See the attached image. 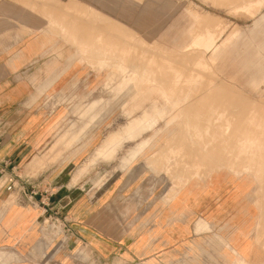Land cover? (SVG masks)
I'll use <instances>...</instances> for the list:
<instances>
[{
  "label": "rangeland",
  "instance_id": "obj_1",
  "mask_svg": "<svg viewBox=\"0 0 264 264\" xmlns=\"http://www.w3.org/2000/svg\"><path fill=\"white\" fill-rule=\"evenodd\" d=\"M32 1L31 9L42 16V31L72 46L76 53L73 59L80 64L78 66L86 79L82 81L77 78L65 95L64 100L70 102L65 106L68 109L67 120L61 122L59 130L31 158L25 169L15 171L14 190L19 191L27 186L29 190L37 192L44 186L42 179L51 173L52 176L59 173V178L75 173L72 178L73 190L78 194L90 195L94 208L98 207L100 192L126 196L122 201L119 196L108 201L109 212L112 213L122 203L124 207L129 206L128 209L131 206L139 211L158 210L154 217L157 230L168 218L164 217L162 211L169 210L172 214L168 213L167 216L171 218L178 209L191 205L204 211L198 217L207 223L216 218L218 227L222 226L217 232L219 238L213 241L214 245L211 244L216 254L202 247L207 257L205 262L231 264L227 263L223 252H234L237 260L245 259L243 264H264V240L257 242L264 219V214L258 208L262 210L264 204V0ZM239 4L242 5L236 6ZM53 19L65 27L64 33L51 27L49 21ZM111 21L119 23V31H107ZM189 31L192 32L190 38ZM95 36H100L107 44L112 41L115 51L111 57H114V61L118 45L119 48L127 45L128 54L123 62L126 61L131 69L137 65L138 73L144 67L143 63L139 66L141 60L138 58L150 59L154 56L153 62L156 60L157 64L155 61V64L145 67L148 71L152 70L153 77V67L157 66L154 80L147 83L148 86L157 79L153 83L155 87H149L141 95L135 96L138 84L136 80L130 82L127 69L115 73L112 68H99L96 56H77L73 38L87 41ZM223 43L219 56L213 60L214 54L210 55V48L213 45L218 48ZM206 45L210 46L209 49H205ZM179 46H182L180 51ZM131 48L138 50L136 55L131 52L135 49ZM155 56H159V59ZM131 58L132 63L128 60ZM160 60L166 64L171 62L170 67H174V70L169 64L159 65ZM199 60L201 64L197 65ZM127 61L131 64L128 65ZM168 67L171 71H168ZM174 71L180 76V80L175 82L172 80ZM191 76L197 79L188 81ZM254 82L258 88L252 87L256 84ZM164 85L167 92L172 91L169 97L163 92ZM183 92L188 96L185 100ZM148 96V99L138 101ZM91 101H98V105H85ZM174 117L175 121L169 124ZM87 121L91 122V126L86 127L78 141L71 142L73 134ZM184 122H194L200 126L198 131L201 137L192 136L196 127L192 130L189 128V134L185 132ZM227 123L229 128L224 130ZM129 126L133 137L128 131ZM246 128L251 133L256 129L253 134L260 142V148L242 147L240 140L245 137ZM236 129H239L238 132ZM110 135H115V139L106 145ZM80 146L82 149L73 155ZM160 149L165 152H155ZM150 155L159 162L148 163ZM133 160L132 167L123 170ZM226 168L239 171L244 168L254 173L252 182L246 183L244 174L240 175V180ZM124 174L127 175L124 177ZM24 175L30 178L26 185L18 182ZM214 175L217 179H211ZM253 194L255 204L249 198ZM235 196L248 200L243 202L244 199H241L237 204L240 208L232 211ZM10 202L12 200L7 203ZM49 209L40 222L42 238L36 250L51 242L62 255L67 252V242H79L81 238L72 234L68 223L56 210ZM193 219L196 218L190 217L188 221ZM145 228L139 233L145 235ZM111 233L108 235H114ZM210 233L211 230L208 235ZM152 236L156 238L157 233ZM77 251L74 250L75 255ZM184 252L182 249V264H206L193 261L191 255ZM158 253L164 251L158 250ZM15 259L16 255L0 252L1 264ZM157 259L161 264H168L167 257L162 254ZM172 261V264H178V257L172 258Z\"/></svg>",
  "mask_w": 264,
  "mask_h": 264
},
{
  "label": "crops",
  "instance_id": "obj_2",
  "mask_svg": "<svg viewBox=\"0 0 264 264\" xmlns=\"http://www.w3.org/2000/svg\"><path fill=\"white\" fill-rule=\"evenodd\" d=\"M32 3V0H0V252L16 255L15 260L4 264H161L157 259L161 254L167 257L168 264H172V258L176 257L178 264H182V249L185 255H191L193 261L204 263L206 256L202 247L214 252L211 244L214 245L213 241L219 238L217 232L222 226L218 227L216 218L207 223L198 217L204 211L191 205L178 209L171 218L167 216L168 213L172 214L169 210L162 211L164 217L168 218L157 230L154 217L158 210L155 209L152 212L139 211L131 206L128 209L129 206L124 207L122 203L111 215L108 201L118 196L122 201L126 196L100 192L98 207L94 208L90 195L78 194L73 190L72 178L75 173L60 178L59 173L55 176L51 173L42 179L44 186L37 192L29 190L27 186L19 191L15 188L10 191L5 189L10 181L15 185V171L25 169L31 158L59 130L61 122L67 120L68 109L65 106L70 102L64 100L65 95L77 78L82 81L86 79L78 66L80 64L73 59L76 53L72 46L42 31V16L31 9ZM49 23L64 33L65 27L58 21L53 19ZM119 28L108 27L107 31L115 33ZM188 33L190 38L192 32ZM94 39L97 37L86 42L74 37L77 56H90V49L98 45ZM223 45L218 46L213 60L219 56ZM178 48L182 50V46ZM127 49L126 45L124 50ZM252 87L258 88L257 83ZM161 98L165 99L163 96ZM90 104L97 106L98 101L85 105ZM155 152L164 153L165 150ZM152 155L148 163L159 162ZM134 161L123 170L131 168ZM119 163L120 160L117 169ZM215 178L216 175L211 176V179ZM28 179L24 175L18 182L26 185ZM241 199H244L243 202L248 200L235 196L232 211L240 208L237 204ZM49 208L56 210L68 223L72 234L81 238L79 242H67V252L62 255L51 242L36 250L42 238L40 222ZM190 217L196 219L190 222ZM144 227L145 235L139 233ZM149 227L153 230H149ZM111 232L114 235H108ZM154 233H157L156 238L152 236ZM76 249L77 255L74 252ZM158 250L164 253H158ZM233 253L223 252L227 263L243 264L245 259L237 260ZM205 263L209 264L208 261Z\"/></svg>",
  "mask_w": 264,
  "mask_h": 264
},
{
  "label": "bare ground",
  "instance_id": "obj_3",
  "mask_svg": "<svg viewBox=\"0 0 264 264\" xmlns=\"http://www.w3.org/2000/svg\"><path fill=\"white\" fill-rule=\"evenodd\" d=\"M46 2V1H45ZM50 3V2H49ZM242 4H239V5H236V6H241ZM248 5V4H247ZM60 8H62V7H60ZM42 10V9H41ZM58 11V10H57ZM84 14V13H83ZM85 14H87V16H89V14L88 13H85ZM54 15V14H53ZM56 16V15H55ZM96 16V15H95ZM97 17V16H96ZM88 18V17H87ZM95 19V18H94ZM93 19V20H94ZM108 20V19H107ZM57 21V20H56ZM89 22H92L90 19H89ZM99 22H100V20H99ZM109 22V21H108ZM94 24H96V23H94ZM104 24H105V22H104ZM107 24V23H106ZM110 24V27L111 28H116L117 27V25H116V23H109ZM108 24V25H109ZM93 34H94V32H93ZM84 35V34H83ZM94 36V35H93ZM87 37V36H86ZM95 37H97V39L95 40V43L96 44H98L97 46H95V48L93 49V48H91L90 49V56L91 57H94V56H96L95 58H98L97 60L99 61V58H100V61L98 62L101 66H106L107 68H112L113 70H115V71H121V70H125V69H127L128 70V75H129V79H130V82H132V81H137L136 82V84H138V92L136 91V93L137 94H135V96L137 95V96H139V95H141L143 92H145V90H147V88H149V87H155V85H153V83L157 80H155L152 84L150 83V85H148L147 86V83L148 82H152V80H154L153 78H154V76H156V72H155V69L157 68V66H155V67H153L154 69H153V72H154V76L152 77V70H150V71H148L147 69H146V67H148V66H150L151 65V63H154L155 64V61L153 62V54H152V58H150V59H148L147 58V55L149 56V54H147L146 55V58L147 59H143V58H138V59H140L141 60V63L139 62V60H137L138 62H139V66H142V63H143V65H144V67L141 69V72L140 73H138L137 72V70H136V67L138 68V66L137 65H134V69H133V67H132V69L131 68H129L127 65H126V61H125V63L123 62L124 61V59H125V56H127V54H128V49L127 50H124L125 49V47H126V45L124 46V48H119V45H118V47H117V45H115L117 48H116V50H117V56H115V58H116V61H114V57L112 58L111 57V55H112V53L114 54V51H115V47H114V45H112V41H111V43L109 44H107V43H105L104 41H102V38L101 37H98V36H95ZM203 37V36H202ZM93 38V37H92ZM92 38H89V39H92ZM106 39V38H105ZM131 40V39H130ZM204 40V39H203ZM202 40V41H203ZM92 41V40H91ZM87 42V41H86ZM108 42H110V40L108 41ZM205 42H206V40H205ZM226 42V41H225ZM113 43H114V41H113ZM129 43V42H128ZM201 43H203V42H201ZM89 44V43H88ZM115 44V43H114ZM196 44V43H195ZM122 45V44H121ZM203 45V44H202ZM201 45V46H202ZM87 46V45H86ZM142 46V45H141ZM84 47V46H83ZM82 47V48H83ZM92 47V46H91ZM199 47V46H198ZM210 47V46H209ZM209 47L206 45L205 46V49H209ZM142 48V47H141ZM150 48V47H149ZM148 48V49H149ZM84 49V48H83ZM132 49V48H131ZM135 48H133L132 50H134ZM139 49H140V46H139ZM144 49H145V47H144ZM216 49H217V46L216 45H213V47L212 48H210V55H213L214 53H215V51H216ZM81 50V49H80ZM136 50V49H135ZM134 50V51H135ZM131 51V50H130ZM134 51H131V52H133L135 55H136V52H138V50H136L135 52ZM204 51V50H203ZM83 52H84V50H83ZM130 53V52H129ZM132 53V54H133ZM143 54L145 53V52H142ZM148 53V52H147ZM150 53V52H149ZM132 54H131V56H132ZM99 55V56H98ZM139 55H141V54H139ZM151 55V54H150ZM161 55V54H160ZM164 56V55H163ZM128 57H129V55H128ZM142 57H144L145 58V56H142ZM150 57V56H149ZM156 57V56H155ZM166 57V56H165ZM211 57V56H210ZM161 58V57H160ZM127 59V58H126ZM134 59H136L135 57H134ZM134 59H133V61H134ZM156 59L158 60L159 59V56H158V58L156 57ZM163 59V61H164V58H162ZM209 59V58H208ZM211 59V58H210ZM113 60V61H112ZM129 61H131V63H132V58H131V60L130 59H128ZM172 60V59H171ZM129 61H127V64L129 63ZM135 62V63H137L138 64V62ZM143 61V62H142ZM161 62H159L158 61V64L160 63H162V64H164L163 62H162V60H160ZM166 61L168 62V60L166 59ZM203 61H206L205 59L203 60ZM202 62V61H201ZM211 62V61H210ZM130 63V64H131ZM171 63V62H170ZM170 63H167V64H169L168 66L170 67ZM200 63V60H199V62H197L196 64L198 65ZM203 63V62H202ZM124 64V65H123ZM130 64H128V65H130ZM154 64H152V66H154ZM156 64H157V61H156ZM159 64V65H160ZM167 64L165 63V66H167ZM201 64V63H200ZM145 65H146V67H145ZM203 65V64H202ZM209 65V64H208ZM132 66H133V64H132ZM163 66V65H162ZM162 66L160 67V68H162ZM165 66H163L164 68L163 69H166L167 70V68H165ZM172 66V65H171ZM159 67V66H158ZM168 67V68H169ZM203 68H204V66H202ZM170 68H174V67H170ZM170 68L168 69V71L170 70ZM139 69V68H138ZM202 69V68H201ZM160 69L158 68V71H159ZM174 70V69H173ZM210 70V69H209ZM157 71V70H156ZM171 71V70H170ZM160 72V71H159ZM173 72V71H172ZM116 73V72H115ZM161 73H162V69H161ZM174 74H175V76H174V78L172 79V80H174V82L175 81H178V80H180V76H178V74H177V71L175 72L174 71ZM158 75H160V74H158ZM184 75V74H183ZM198 75V74H197ZM196 76V75H195ZM158 77V76H157ZM157 77H155V78H157ZM162 77V76H161ZM187 77V76H186ZM116 78V77H115ZM163 78V77H162ZM159 79H161L160 77H159ZM197 79V78H196ZM193 76H191V77H189L187 80L188 81H194V80H196ZM165 80V79H164ZM163 80V81H164ZM200 80V79H199ZM185 81H186V79H185ZM187 81V82H188ZM209 81V80H208ZM161 82V81H160ZM173 82V83H174ZM172 83V82H171ZM156 84V83H155ZM161 84V83H160ZM175 84V83H174ZM158 85H159V80H158ZM158 85H157V87H158ZM162 85H163V82H162ZM170 85V87L171 86H173V84L171 85V84H169ZM185 85V84H184ZM180 86V85H179ZM130 87H131V83H130ZM165 87H167V86H165L164 85V87H163V90H165ZM176 87H177V84H176ZM184 87V86H183ZM169 88V87H168ZM131 89V88H130ZM161 89H162V86H161ZM173 89V88H172ZM182 89H184V88H182ZM209 89V88H208ZM132 90V89H131ZM162 90V91H163ZM167 90V89H166ZM165 90V91H166ZM174 90H175V88H174ZM163 91L164 93H165V95L167 96V97H169V94L171 95L172 93V91H169L168 90V92L166 91ZM133 92H134V90H133ZM170 92V93H169ZM184 93V92H183ZM195 93V92H194ZM185 94V93H184ZM133 95H134V93H133ZM188 96L185 94L184 95V99L183 100H185L186 98H187ZM173 107H176V106H173ZM46 108H47V106H46ZM253 111H255V109L253 110ZM175 119H176V117H174V118H172L170 121H169V124L171 123V122H174L175 121ZM211 122V121H210ZM91 123L90 121H87L83 126H82V128H80L77 132H75L74 134H73V137L71 138L72 140H71V142H76V141H78L80 138H81V136L83 135V132H84V130L86 129V127L88 126H91V124L89 125V124ZM185 123V122H184ZM244 123V122H243ZM246 123V122H245ZM174 125H175V123H173ZM202 124V123H201ZM243 126H244V128L246 127V125H244L243 124ZM194 127H196L197 128V130H196V132H194V135L192 134V136H195V137H201V134L199 133V131H198V129L200 130V126H197V125H195V123L194 122H187V123H185L184 125H183V128L184 129H186L185 130V132H187L188 134H189V132L188 131H190L189 130V128L192 130ZM212 127V126H211ZM248 127V126H247ZM258 127H259V125H258ZM128 128V131L130 132V134H131V136L133 137L134 136V134H133V132L131 131V127L129 126V127H127ZM204 128V127H203ZM202 128V129H203ZM210 128V127H209ZM220 128V127H219ZM229 128V123H227L225 126H224V130L225 129H228ZM239 128V127H238ZM242 128V127H241ZM183 129V130H184ZM243 129V128H242ZM247 129L248 128H246V132L245 131H243V132H245L246 133V135H245V137L243 136V138H245V139H241L240 141H241V144H242V147L244 146V145H248V147H256V148H260L261 147V144H260V142L258 141V139L257 138H255V136H254V131L256 130H254V131H252V133H251V130L250 131H247ZM239 130V129H238ZM238 130L236 129V131L238 132ZM223 133V132H222ZM241 133L242 132H240L239 133V137H240V135H241ZM256 133V132H255ZM204 134H206L207 135V132H205ZM184 135H185V137H186V134L184 133ZM235 136H236V133H235ZM234 136V137H235ZM237 137H238V134H237ZM90 139H92V138H90ZM115 139V135H110L109 137H108V139H107V141H106V145L107 144H109L110 142H112L113 140ZM237 141H239V139L238 140H236L235 142L237 143ZM67 143V142H66ZM195 143V142H194ZM223 143V142H222ZM226 144V143H225ZM234 145H235V143H234ZM81 146H83V144L81 145ZM79 147V148H77V150H75V152H74V154L73 155H76L77 154V152L78 151H80L81 149H82V147ZM236 147H238L237 145H236ZM199 154V153H198ZM201 155V153L199 154V156ZM197 156V155H196ZM73 157V156H72ZM264 159V158H263ZM227 169V171H229V172H231L235 177H237V178H239L240 179V175L241 174H244L245 175V182L246 183H251L252 181H251V177L252 176H254V173L253 174H251V173H249V171H246V170H244V168H243V170H241V171H239V170H235V169H233V168H226ZM264 169V168H263ZM264 175V173H263V171H262V176ZM254 178V177H253ZM241 180V179H240ZM243 180V179H242ZM255 183V182H254ZM263 183H264V181H263ZM263 183H262V188H263ZM256 185V184H255ZM257 188V187H256ZM260 192H262V191H260ZM259 194H261V193H259ZM264 194V193H263ZM255 194H253V197H249L250 199H251V201L253 202V204H255L254 203V201H253V198L255 197L254 196ZM256 196H257V194H256ZM261 197V196H260ZM255 199V198H254ZM264 200V199H263ZM263 203H264V201H262ZM259 208V211H262V213L264 214V204L262 205V210H261V208L260 207H258ZM260 217V216H259ZM257 218H258V216H257ZM260 222H261V220H260ZM262 223V222H261ZM256 236V235H255ZM260 239H263L264 240V219H263V223H262V226H261V230H260V234H259V236H258V238H257V242H259L260 241ZM258 245V244H257ZM261 245H262V242H261ZM264 247V246H263ZM262 250H263V248H262ZM262 262V261H261Z\"/></svg>",
  "mask_w": 264,
  "mask_h": 264
},
{
  "label": "built area",
  "instance_id": "obj_4",
  "mask_svg": "<svg viewBox=\"0 0 264 264\" xmlns=\"http://www.w3.org/2000/svg\"><path fill=\"white\" fill-rule=\"evenodd\" d=\"M14 187H15V186H14L13 182L10 181V182H9V185L6 186L5 189H6L7 191H10V190L14 189Z\"/></svg>",
  "mask_w": 264,
  "mask_h": 264
}]
</instances>
